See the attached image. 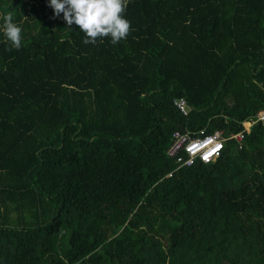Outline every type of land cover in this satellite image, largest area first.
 Here are the masks:
<instances>
[{"label":"trees","instance_id":"trees-1","mask_svg":"<svg viewBox=\"0 0 264 264\" xmlns=\"http://www.w3.org/2000/svg\"><path fill=\"white\" fill-rule=\"evenodd\" d=\"M48 4L0 0V264H264V0H127L116 45ZM257 115L209 163L166 155Z\"/></svg>","mask_w":264,"mask_h":264},{"label":"clouds","instance_id":"clouds-1","mask_svg":"<svg viewBox=\"0 0 264 264\" xmlns=\"http://www.w3.org/2000/svg\"><path fill=\"white\" fill-rule=\"evenodd\" d=\"M48 6L53 9L54 17L63 15L67 29L72 25L84 33L85 45H96L99 39L110 38L116 45L127 38L130 32V21L124 17L127 0H49ZM3 32L12 48L22 47V28L13 21V13L3 15Z\"/></svg>","mask_w":264,"mask_h":264},{"label":"built area","instance_id":"built-area-1","mask_svg":"<svg viewBox=\"0 0 264 264\" xmlns=\"http://www.w3.org/2000/svg\"><path fill=\"white\" fill-rule=\"evenodd\" d=\"M173 105L182 116L187 115L189 108L183 98L173 101ZM256 120L261 121L262 116L257 115L254 121H243L241 123L242 129L239 132L225 135L220 130L212 133H204L203 130L197 132L186 131L183 133L173 131L166 155L174 159L177 168L183 166L189 167L196 160L204 164L209 163L220 156L223 145L227 140L235 141L237 149H239L244 133L248 131L249 127ZM167 176H170V174H167Z\"/></svg>","mask_w":264,"mask_h":264},{"label":"rangeland","instance_id":"rangeland-1","mask_svg":"<svg viewBox=\"0 0 264 264\" xmlns=\"http://www.w3.org/2000/svg\"><path fill=\"white\" fill-rule=\"evenodd\" d=\"M230 9L229 8H225V16L223 17V24L228 27L229 26V23H228V18H229V15L231 12H229ZM227 41V38L226 36L221 38V41L219 42L218 44V47H217V50L221 53V54H227L228 53V43L226 42ZM223 58L227 59L228 58V55H225L223 56Z\"/></svg>","mask_w":264,"mask_h":264}]
</instances>
